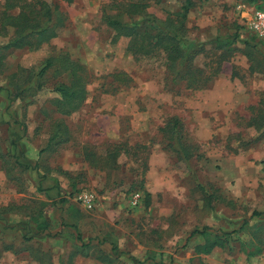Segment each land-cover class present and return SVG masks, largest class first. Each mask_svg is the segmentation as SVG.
Masks as SVG:
<instances>
[{"label":"rangeland","instance_id":"obj_1","mask_svg":"<svg viewBox=\"0 0 264 264\" xmlns=\"http://www.w3.org/2000/svg\"><path fill=\"white\" fill-rule=\"evenodd\" d=\"M49 1L59 6L56 36L1 51L0 206L25 207L0 219V264H251L264 253V37L248 21L264 0H192L181 43L204 48L194 59L208 77L200 88L161 50L135 56L104 18L133 23L143 14L122 11L140 2L162 21L186 0ZM67 57L87 88L70 115L56 105ZM172 117L180 134L164 129ZM62 123L68 139L42 151ZM115 143L120 155L106 167ZM82 192L94 194L92 209ZM205 226L231 241L197 252L205 237L190 234ZM82 243L89 250L73 254Z\"/></svg>","mask_w":264,"mask_h":264},{"label":"trees","instance_id":"obj_2","mask_svg":"<svg viewBox=\"0 0 264 264\" xmlns=\"http://www.w3.org/2000/svg\"><path fill=\"white\" fill-rule=\"evenodd\" d=\"M193 5L192 0H186L182 6V11L174 17H168L165 20L158 21L154 15L146 12V4L140 2H130L125 5L123 13H128L129 16L134 14H143L142 18L133 23L125 22L121 18V14L107 15L104 18L107 24L113 27L118 33L117 37L127 35L130 37L128 50L135 56H147L153 54L156 50H161L166 53L168 66L181 65L182 68L177 71V76L187 80V84L191 87L200 88L206 84L208 78L204 70L199 65H195V57L200 55L204 48L199 45L192 49H186L182 45V38L187 33L186 20L188 13ZM59 12V6L54 1L49 0H5L3 9L0 11V36L8 37V40L0 44V64L5 59V54L2 50H12L15 48H26L35 50L40 48L44 43L48 42L57 34L56 15ZM152 16L151 18H149ZM149 18V19H148ZM158 21L156 24L151 22ZM53 64V58L46 61V65L41 69L40 73L45 72ZM65 67L70 74L69 82H62L56 91L59 97L56 98L58 111L64 115H70L72 112L82 106L87 98L86 79L83 74V66L80 63L67 57L64 60ZM114 76H124V72H115ZM171 129L172 133L180 134L181 120L178 117L169 118L164 126V129ZM69 133L68 126L64 123L57 124L49 138V141L42 151H47L62 141L67 140ZM182 137V135H180ZM180 144V143H179ZM110 150L108 155L103 156L105 161L104 166H112L116 158L120 155V151L115 148ZM88 151V156H91L93 151ZM86 151V152H87ZM94 163L100 162L99 157H93ZM28 166V165H26ZM64 200V199H63ZM25 205L9 204L0 206V219L7 222V218L11 212H22ZM29 208V207H28ZM34 210V209H33ZM42 211V210H41ZM32 214H35L33 211ZM42 215V212H40ZM38 215L35 216L37 218ZM39 231H45L49 228L48 224L43 221L36 227ZM245 228L243 224L237 231ZM234 232V231H233ZM49 234V233H48ZM195 234L204 236V242L197 245V252L210 253L215 247H224L231 241L232 232H216L209 231V227L205 226L202 229L196 228L190 238ZM82 248L77 254L83 252L86 248H90L88 243H82ZM72 254V255H73ZM111 260V259H109ZM107 260V261H109ZM106 262V258L103 259ZM46 264L45 262H43ZM60 264H72L62 261Z\"/></svg>","mask_w":264,"mask_h":264},{"label":"built area","instance_id":"obj_3","mask_svg":"<svg viewBox=\"0 0 264 264\" xmlns=\"http://www.w3.org/2000/svg\"><path fill=\"white\" fill-rule=\"evenodd\" d=\"M248 26L253 30L259 37H264V9H255L248 21ZM139 197L137 193L135 198ZM79 199L83 202L86 208L92 209L95 205L94 194L90 192L81 193ZM251 264H264V253L256 257Z\"/></svg>","mask_w":264,"mask_h":264},{"label":"crops","instance_id":"obj_4","mask_svg":"<svg viewBox=\"0 0 264 264\" xmlns=\"http://www.w3.org/2000/svg\"><path fill=\"white\" fill-rule=\"evenodd\" d=\"M251 263H252V261H251Z\"/></svg>","mask_w":264,"mask_h":264}]
</instances>
